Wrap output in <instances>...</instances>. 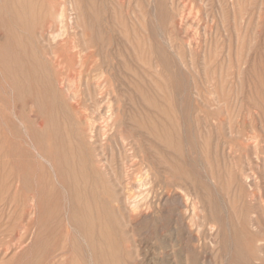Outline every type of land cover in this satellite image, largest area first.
<instances>
[{"label": "rangeland", "instance_id": "rangeland-1", "mask_svg": "<svg viewBox=\"0 0 264 264\" xmlns=\"http://www.w3.org/2000/svg\"><path fill=\"white\" fill-rule=\"evenodd\" d=\"M14 1L0 264H264V0Z\"/></svg>", "mask_w": 264, "mask_h": 264}, {"label": "bare ground", "instance_id": "bare-ground-1", "mask_svg": "<svg viewBox=\"0 0 264 264\" xmlns=\"http://www.w3.org/2000/svg\"><path fill=\"white\" fill-rule=\"evenodd\" d=\"M17 1H18V0H17ZM22 1H23V0H22ZM25 1H26V0H25ZM29 1H30V0H29ZM36 1H38V0H36ZM2 2H3V1H2ZM12 2H13V0H12ZM12 2H11V3H12ZM14 2H16V0H15ZM33 2H34V1H33ZM85 2H87V1H85ZM5 3H6V2L3 3L4 6H7L8 4L6 5ZM17 3H18V2H17ZM21 3H22V2H21ZM28 3H29V2H28ZM30 3H32V2H30ZM38 3H39V2H38ZM38 3H34L35 5H33V7L31 6L32 4H30V7H31L32 9H34V6H37ZM68 3H69V2H68ZM71 3H72V2H71ZM80 3H81V2H80ZM9 4H10V3H9ZM18 4H19V3H18ZM81 4H82V3H81ZM67 5H68V4H67ZM95 5H96V4H95ZM4 6H2V7H4ZM40 6H41V4L39 5V7H40ZM82 6H83V4H82ZM82 6H81V7H82ZM96 6H97V5H96ZM11 7H14V6H12V4H11ZM39 7H38V8H39ZM68 7H69V6H68ZM81 7H80V8H81ZM85 7H86V6H85ZM85 7H84V8H85ZM16 8H17V7H16ZM31 8H30V9H31ZM41 8H43V5L41 6ZM2 9H3V8H2ZM17 9H19V8H17ZM23 9H24V8H23ZM28 9H29V8H28ZM5 10H6V9H5ZM7 10H8V9H7ZM10 10H11V9H10ZM36 10H37V9L35 8V13H36ZM81 10H83V7L81 8ZM86 10H87V9H86ZM96 10H97V9H96ZM8 11H9V10H8ZM11 11H12V10H11ZM18 11H20V10H18ZM62 11H63V10H62ZM87 11H88V10H87ZM99 11H100V10H99ZM13 12H14V10H13ZM31 12H32V11H31ZM38 12H39V11L37 10V13H38ZM97 12H98V10H97ZM97 12H96V13H97ZM17 13H18V12H17ZM35 13H34V15L37 14V13H36V14H35ZM39 13L41 14V12H39ZM39 13H38V14H39ZM43 13H45V12H43ZM62 13H63V12H62ZM83 13H84V10H83ZM98 13H99V12H98ZM8 14H9V13H8ZM8 14H7V15H8ZM10 14L12 15V13H10ZM10 14H9V15H10ZM21 14H23V13H20V14H17V15H21ZM26 14H27V13L23 14L24 17H25L23 20L26 19V16H27ZM40 14H39V16H40ZM57 14H58V13H57ZM99 14H100V13H99ZM9 15H8V16H9ZM28 15H30V13H29ZM64 15H65V14H64ZM74 15H75V14H74ZM84 15H85V14H84ZM96 15H97V14H96ZM12 16H13V15H12ZM80 16H81V14H80ZM99 16H100V15H99ZM15 17H16V14H15V16H13L12 19H14ZM28 17H29V16H28ZM28 17H27V18H28ZM35 17H37V16H35ZM40 17H41V16H40ZM44 17H45V16H43V18H44ZM60 17L62 18V14L60 15ZM60 17H58V20H59ZM76 17H77V16H76ZM91 17H92V16H91ZM8 18H10V17H8ZM21 18H22V17H21ZM77 18H78V17H77ZM82 18H83V17H82ZM88 18H89V17H88ZM28 19L30 20V18H28ZM28 19H26V23L29 25L31 22L28 23V21H29ZM34 19H37V22H38V21L40 22V20H41V19L38 20V18H34ZM34 19H32V20H34ZM62 19H63V18H62ZM62 19H61V20H62ZM68 19H69V18H68ZM91 19H92V18H91ZM91 19H90V20H91ZM98 19H99V18H98ZM27 20H28V21H27ZM32 20H31V21H32ZM34 21H35V20H34ZM81 21H82V20H81ZM93 21H94V20H93ZM10 22H11V21H10ZM13 22L15 23L16 21L13 20ZM17 22H18V21H17ZM37 22H36V24H37ZM59 22H60V21H59ZM69 22H70V21H69ZM90 22H91V21H90ZM61 23H63V20H62ZM82 23H83V22H82ZM95 23H96V22H95ZM11 24H12V22H11ZM17 24H18V23H17ZM27 24H26V25H27ZM32 24H33V23H32ZM36 24L34 23V25H36ZM69 24H70V23H69ZM71 24H73V23L71 22ZM86 24L88 25L87 22H86ZM89 24H91V23H89ZM18 25H19V24H18ZM60 25H61V24H60ZM62 25H63V24H62ZM84 25H85V24H84ZM87 25H86V26H87ZM13 26H14V24H13ZM15 26H16V25H15ZM72 26H73V25H72ZM74 26H75V24H74ZM17 27H19V26H17ZM29 27H30V26H29ZM36 27H37V26H36ZM38 27H40V26H38ZM70 27H71V26H70ZM91 27H92V26H91ZM98 27H99V26H98ZM20 28H21V26H20ZM32 28H33V27H32ZM58 28H59V27H58ZM79 28H80V26H79ZM85 28H86V27H85ZM95 28H96V27H95ZM21 29H23V28H21ZM27 29L30 30V29L28 28V26H27ZM59 29H60V28H59ZM90 29H91V28H90ZM99 29H100V27H99ZM34 30H35V28H34ZM247 30H248V29H247ZM57 31H58V30H57ZM62 31H63V30H62ZM158 31H159V30H158ZM31 32H34V31L31 30ZM58 32H59V31H58ZM58 32H57V33H58ZM72 32H73V31H72ZM99 32H100V31H99ZM27 33H28V32H27ZM62 33H63V32H62ZM95 33H96V31H95ZM101 33H102V31H101ZM28 34H29V33H28ZM33 35H34V34H33ZM46 35H47V34H46ZM49 35L51 36V34H49ZM96 35H98V34H96ZM29 37H30V36H29ZM45 37H46V36H45ZM14 38H16V37H14ZM53 38H55V37H53ZM91 38H92V37H91ZM45 39H46V42H47V39H48V38H45ZM45 39H44V40H45ZM97 39H99V37H98ZM11 40H12V42H13V39H11ZM26 40H27V39H25V41H26ZM95 40H96V39H95ZM25 41H23V42H25ZM29 41H30V40H29ZM48 41H49V40H48ZM55 41H56V40H55ZM92 41H93V40H92ZM10 42H11V41H10ZM12 42H11V43H12ZM27 43H28V42H27ZM56 43H59V42H56ZM24 44H25V43H24ZM28 44H30V43H28ZM28 44H27V45H28ZM11 45H13V43H12ZM14 45H15V44H14ZM54 45H55V44H54ZM56 45H57V44H56ZM1 46H3V44H2ZM25 47H26V45H25ZM10 48H11V47H10ZM10 48H9V51L11 50ZM12 48H13V47H12ZM62 48H63V47H62ZM27 49H28V48H27ZM30 49H31V48H30ZM14 50H16L15 47H14ZM14 50H13V53L15 52ZM3 51H4V49H3ZM24 51H26V50H24ZM28 51H29V50H28ZM161 51H162V50H161ZM11 53H12V52H11ZM160 53H161V52H160ZM1 54H2V53H0V55H1ZM32 54H33V52H32ZM61 54H62V53H61ZM18 55H20V53H18ZM21 55H22V54H21ZM21 55H20V57H21ZM56 55H57V54H56ZM50 56H51V55H50ZM50 56H49V57H50ZM33 57H34V56H33ZM55 57H56V56H55ZM11 58H12V57H11ZM23 58H24V57H23ZM23 58H19V59H22V60H23ZM15 59H16V58H15ZM24 60H25V59H24ZM24 60H23V61H24ZM26 60H27V59H26ZM29 60H30V59H29ZM32 60H33V59H32ZM120 60H121V59H120ZM23 61H22V62H23ZM31 62H32V61H31ZM35 63H36V62H35ZM43 63H44V62H43ZM13 64H14V63H13ZM44 64H45V63H44ZM165 64H166V63H165ZM17 65H18V63H17ZM17 65L14 64L13 67H15V66H17ZM30 65H31V64H30ZM35 65H36V64H35ZM56 65H57V64H56ZM58 65H59V64H58ZM168 65H169V64H168ZM11 66H12V65H11ZM22 66H23V65H22ZM59 66H60V65H59ZM17 67H19V65H18ZM8 68H10V67H8ZM31 68H32V67H31ZM62 68H63V67H62ZM103 70H104V69H103ZM9 71H10V70H9ZM17 71H18V70H17ZM19 72H20V71H19ZM33 72H34V69H33ZM37 72H39V71H37ZM20 73H21V72H20ZM24 73H25V72H24ZM34 73H35V72H34ZM117 73H118V72H117ZM22 74H23V72L21 73V75H22ZM25 74H26V73H25ZM0 75H1V74H0ZM9 75H10V74H9ZM30 75H33V74H30ZM34 75H35V74H34ZM38 75H39V74H38ZM18 76H19V75H18ZM43 76H44V75H43ZM23 77H24V76H23ZM45 77H46V76H45ZM24 79H27V77L24 78ZM29 79H30V78H29ZM41 79H42V78H41ZM34 80H35V79H34ZM43 80H44V79H43ZM45 80H46V82H47V79H45ZM28 81H29V80H28ZM35 81H36V80H35ZM37 81H41V80H37ZM54 81H55V79H54ZM50 82H51V81H50ZM52 82H53V81H52ZM61 82H62V81H61ZM61 82H59V84H60ZM47 83H48V82H47ZM62 83H63V82H62ZM42 84H43V83H42ZM42 84H40V85H42ZM45 84H46V83H45ZM50 84H51V83H50ZM64 84H65V83H64ZM42 86H43V85H42ZM61 86H62V85H61ZM45 87H46V86H44V88H45ZM58 87H59V85H58ZM41 88H42V87H41ZM50 88H51V87H50ZM42 89H43V88H42ZM45 89H46V88H45ZM45 89H44V90H45ZM65 89H67V88H65ZM139 89H140V88H139ZM140 90H142V89H140ZM176 90H177V89H176ZM262 90H263V89H262ZM9 91H10V90H9ZM35 91H36V90H35ZM45 91H46V90H45ZM57 91H58V90H57ZM39 92H40V91H39ZM48 93H49V92H48ZM128 93H129V91H128ZM142 93H143V92H142ZM144 93H145V92H144ZM39 94H40V93H39ZM46 94H47V93H46ZM52 94H53V93H52ZM191 94H193V93H191ZM34 95H35V94H34ZM70 95H71V94H70ZM128 95H129V94H128ZM145 95H146V94H145ZM36 96H37V94H36ZM132 96H133V95H132ZM72 97H73V96H72ZM133 97H134V96H133ZM54 98H56V96H55ZM59 98H60V97H59ZM249 98H250V97H249ZM39 100H40V98H39ZM39 100H38V101H39ZM130 100H131V99H130ZM134 100H135V99H133V101H134ZM136 100H137V99H136ZM146 100H147V99H146ZM151 100H152V99H151ZM72 101H74V100H72ZM149 102H150V101H148V103H149ZM152 103H153V101H152ZM98 104H99V103H98ZM136 105H138V104H136ZM151 105H152V104H150V106H151ZM38 106H39V105H38ZM96 106H98V105H96ZM96 108H98V107H96ZM135 110H136V109H135ZM139 110H140V109H139ZM96 111H97V109H96ZM105 112H106V111H105ZM107 112H108V111H107ZM140 112H141V110H140ZM94 113H95V112H94ZM99 113H100V112H99ZM127 113H128V112H127ZM136 113H137V112H136ZM100 114H101V113H100ZM106 114H107V113H106ZM106 114H105V115H106ZM116 114H117V113H116ZM122 114H123V113H122ZM129 114H130V112H129ZM131 114H133V113H131ZM137 114H138V113H137ZM95 115H97V114H95ZM109 115H110V113H109ZM133 116L135 117L136 115H133ZM139 116H140V115H139ZM86 117H87V116H86ZM97 117L101 118V116H99V115H98ZM136 117H137V116H136ZM187 117H188V116H187ZM89 118H90V117H89ZM91 118H92V117H91ZM95 118H96V117H95ZM110 118H111V117H110ZM84 119H87V118L84 117ZM96 119L98 120V118H96ZM132 119H133V118H132ZM103 120H104V119H103ZM98 121H100V120H98ZM109 122H110V121H109ZM77 123H78V122H77ZM90 123H93V121L90 122ZM94 123H95V122H94ZM105 123H106V122H105ZM79 124H80V123H79ZM156 124H157V123H156ZM159 124H160V123H159ZM90 125H91V124H90ZM152 125H154V124H152ZM157 125H158V124H157ZM160 125H161V124H160ZM162 125H163V124H162ZM164 125H165V124H164ZM106 126H107V125H106ZM155 126H156V125H155ZM77 127H78V126H77ZM90 127H91V126H90ZM90 127H89V128H90ZM104 127H105V126H104ZM158 127H159V126H157V128H158ZM163 128H164V126H163ZM163 128H161V130H162ZM101 129H102V128H101ZM89 130H90V129H89ZM163 130H164V129H163ZM165 130H166V128H165ZM167 131H168V130H167ZM262 131H263V130H262ZM88 132H89V131H88ZM90 132H91V131H90ZM163 132H164V131H163ZM169 132H171V131H169ZM169 132H168V133H169ZM98 133H99V132H98ZM101 133H102V131H101ZM101 133H100V134H101ZM147 133H148V132H147ZM150 133H152V132H150ZM157 133H158V131H157ZM159 133L161 134L160 131H159ZM80 134H81V133H80ZM90 134H91V133H90ZM92 134H93V133H92ZM160 134H159V137H160ZM96 135H97V134H96ZM172 135H173V134H171V136H172ZM93 136H94V135H93ZM157 136H158V135H157ZM27 137H28V136H27ZM163 137H164V135H163ZM172 137H173V136H172ZM94 138H95V136H94ZM99 138H100V137H99ZM166 138H168V137H166ZM96 139H97V138H96ZM172 139H173V138H172ZM91 141H92V138H91ZM153 141H154V140H153ZM169 141H170V140H169ZM83 142H84V139H83ZM96 142H97V141H96ZM155 142H156V141H155ZM95 144H96V143H95ZM84 145H85V144H84ZM93 145H94V144H93ZM159 146H160V145H159ZM159 146H158V147H159ZM89 147L91 148V146H89ZM93 148H94V147H93ZM130 148H131V147H130ZM160 148H161V147H160ZM162 148H163V146H162ZM131 150H132V149H131ZM158 150H159V149H158ZM163 150H164V149H163ZM129 151H130V150H129ZM160 151H162V150H160ZM131 152H132V151H131ZM163 153H166V152L163 151ZM37 154H39V153H37ZM90 154H91V153H90ZM92 155H93V154H92ZM126 155H127V154H126ZM39 156H40V155H39ZM165 156H167V155H165ZM92 157H93V156H92ZM126 157H127V156H126ZM126 157H125V158H126ZM167 157H168V156H167ZM167 157H166V159H169V157H168V158H167ZM65 158H66V157H65ZM90 159H91V158H90ZM126 159H127V158H126ZM126 159H125V160H126ZM91 160H92V159H91ZM99 161H100V160H99ZM128 161H129V160H128ZM170 161H171V160H170ZM93 162H94V161H93ZM65 163H66V162H65ZM68 164H69V163H68ZM68 164H67V165H68ZM101 166H102V165H101ZM101 166H100V167H101ZM177 166H178V165H177ZM94 167H95V166H94ZM95 168H96V167H95ZM102 168H103V167H102ZM165 168H167V167H165ZM177 169H178V168H177ZM93 170H94V169H93ZM93 170H92V172H93ZM90 171H91V170H90ZM100 171H101V170H100ZM125 171H126V170H125ZM169 171H170V170H168V172H169ZM71 172H72V171H71ZM75 173H76V172H75ZM99 173H101V172H99ZM69 174H70V173H69ZM76 174H77V173H76ZM70 175H71V174H70ZM70 175H69V181H70V183H71V180H70V177H71V176H70ZM124 175H125V174H124ZM125 176H126V175H125ZM72 177H73V176H72ZM125 178H126V180H127V177H125ZM131 178H132V177H131ZM133 179H134V178H133ZM138 179H139V178H138ZM209 179H210V178H208V180H209ZM240 179H241V177H240ZM240 179H239V181H240ZM96 180H97V179H96ZM242 180H245V179L242 178ZM242 180H241V181H242ZM98 181H99V180H98ZM133 181H134V180H133ZM133 181L131 180V182H133ZM141 181H142V179H141ZM209 181H211V180H209ZM99 183H100V182H99ZM211 183H212V182H211ZM71 184H72V183H71ZM71 184H70V185H71ZM132 184H133V183H132ZM212 184H213V183H212ZM213 185H214V184H213ZM240 185H242V184L240 183ZM71 186H73V185H71ZM138 186H139V185H138ZM243 186H244V185H243ZM118 187H119V186H118ZM180 187H181V186H180ZM73 188H74V187H73ZM143 188H144V187H143ZM146 188H147V187H146ZM152 188H153V187H152ZM200 188H201V187H200ZM74 189H75V188H74ZM76 189H78V188H76ZM76 189H75V191H76ZM179 189H181V188H179ZM198 189H199V188H198ZM79 190H80V189H79ZM79 190H78V191H79ZM134 190H135V189H134ZM139 190H140V189H139ZM150 190H151V189H150ZM182 190H183V189H182ZM75 191H74V193H75ZM78 191H76V192H78ZM130 191H131V190H130ZM23 192H24V191H23ZM70 192H71V191H70ZM127 192H128V191H127ZM140 192H141V191H140ZM143 192H144V191H143ZM146 192H147V191H146ZM153 192H154V191H153ZM184 192H185V191H184ZM124 193H125V192H124ZM138 193H139V192H138ZM71 194H72V193H71ZM131 194H132V193H131ZM135 194H136V193H135ZM79 195H80V194H79ZM132 195H133V194H132ZM149 195H150V194H149ZM183 195H184V194H183ZM127 196H131V195H127ZM142 196H143V194H142ZM120 197H121V194H120ZM143 197H144V196H143ZM151 197H152V196H151ZM153 197H154V196H153ZM156 197H157V196H156ZM158 197H159V196H158ZM175 197H176V195H175ZM183 197H184V196H183ZM76 198H77V197H76ZM195 198H196V197H195ZM197 198H198V196H197ZM241 198H242V197H241ZM125 199H126V198H125ZM125 199H124V200H125ZM150 199H151V198H150ZM161 199H162V198H161ZM153 200H154V199H153ZM178 200H179V199H178ZM178 200H177V202H178ZM76 201H77V200H76ZM132 201H133V200H132ZM179 201H180V200H179ZM136 202H137V201H136ZM178 203H179V202H178ZM132 204H133V203H132ZM134 204H135V203H134ZM149 204H150V203H149ZM136 205H137V204H136ZM88 206H89V205H88ZM133 207H134V206H133ZM128 208H129V207H128ZM71 210H72V209H71ZM134 210H135V209H134ZM194 210H195V209H194ZM194 210H193V211H194ZM212 210H213V209H212ZM89 211H90V209H89ZM86 219H87V218H86ZM88 222H89V220H88ZM174 222H175V221H174ZM70 225H71V224H70ZM92 227H93V226H92ZM92 227H91V229H92ZM23 228H24V227H23ZM99 228H100V227H99ZM26 229H27V228H26ZM33 229H34V228H33ZM93 229H94V228H93ZM91 231H92V230H91ZM93 231H94V230H93ZM100 231H102V230L99 229V232H100ZM100 233H102V232H100ZM249 233H250V232H249ZM101 235L103 236L104 234H101ZM103 238H104V237H103ZM100 239H101V238H100ZM99 249H100V248H99ZM99 252H101V251H99ZM213 257H214V256H213ZM217 258H218V257H217ZM225 258H226V257H225ZM237 258H238V257H237ZM77 259H78V258H77Z\"/></svg>", "mask_w": 264, "mask_h": 264}]
</instances>
